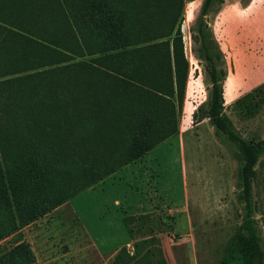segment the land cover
Segmentation results:
<instances>
[{
	"label": "trees",
	"instance_id": "16d2710c",
	"mask_svg": "<svg viewBox=\"0 0 264 264\" xmlns=\"http://www.w3.org/2000/svg\"><path fill=\"white\" fill-rule=\"evenodd\" d=\"M215 1L196 20L209 81L193 123L208 119L236 147L235 264H264L254 199L264 139L225 112ZM183 12L184 0H0V241L178 133L190 71ZM86 56L95 63L78 60ZM36 260L27 241L0 255V264Z\"/></svg>",
	"mask_w": 264,
	"mask_h": 264
},
{
	"label": "rangeland",
	"instance_id": "374dc122",
	"mask_svg": "<svg viewBox=\"0 0 264 264\" xmlns=\"http://www.w3.org/2000/svg\"><path fill=\"white\" fill-rule=\"evenodd\" d=\"M204 1L184 0L182 23L193 73L189 97L196 101L207 92L209 66L199 60L204 51L197 25L191 18L186 22V15L195 12L197 2L203 8ZM208 19L227 55L225 100L240 96L226 103L225 112L246 137L264 139V83L249 91L264 81V0H216ZM78 60L95 63L91 56ZM197 64L204 75V83L198 85ZM191 125L183 127L182 143L178 138L158 144L153 152L158 163L141 174L143 184L138 176L131 181L130 161L1 240L0 255L27 241L36 254L34 264H235L241 211L236 200L237 150L219 140L209 123ZM111 157L103 154L101 159ZM256 168L254 199L264 236V156Z\"/></svg>",
	"mask_w": 264,
	"mask_h": 264
},
{
	"label": "crops",
	"instance_id": "0c3cea01",
	"mask_svg": "<svg viewBox=\"0 0 264 264\" xmlns=\"http://www.w3.org/2000/svg\"><path fill=\"white\" fill-rule=\"evenodd\" d=\"M225 4H226V2H225ZM201 8H202V4L197 2L196 3V7H195V12H191L189 15L188 14L186 15V17H187L186 18V22H188L190 20V18H191V20H192L191 22L192 23H195L196 20H197V18H198V16H199V11H200ZM201 11H202V9H201ZM208 22H209V25L213 29V25H212L211 19H208ZM213 31H214V29H213ZM199 60H203V59L199 58ZM201 66H199L197 64V66L195 67V68H198L199 69V73H198V75L195 78V82L197 83V85L200 84V83H204L203 82L204 75H203V72L201 70ZM192 74H193L192 73V65L190 63V71H189V76H188V81H187L186 94H185V99H184V102H183L181 116H180V119H182V120H181V123H179V131L178 132H180V135H179L180 137H174L175 135L174 136H171V137L167 138L166 140H164L163 142H161L159 145L168 143L171 140H176L177 141L178 138L180 139V142L182 143V134L184 133V128L183 127L188 122H191L192 123L191 127L201 126L202 124L209 123L208 119H204L203 121L199 122L198 124H194L193 123V113L198 108L199 105H201L202 103H204L207 100V98H208V89H207V92H206L205 97H204L203 100L196 101L194 99H190V97H189V88H190V84L192 82ZM263 83H264V81L255 84L249 91H251V90L259 87ZM239 98H240V96H237L236 98H233L232 100H226V103H228V105H230L233 102H235L236 100H238ZM159 145L156 146L155 148H153L152 150H150L143 157L131 161V181H135V179H137V176H138L139 182H141V184L144 183L143 182V177H141L142 176L141 174H143V176H144V173H147L148 172V168H150L151 164L156 165L158 163L159 157L157 155H155V154L153 155V152L156 150V148L159 147ZM132 192L133 191L131 189V194H133ZM99 218L100 217H98V219ZM83 223H85V222H83ZM84 225H85V227L87 229H90L89 226H88V224L85 223ZM194 227H195V225H194ZM111 236H113V235H110V237ZM106 237L108 238L109 236L107 235ZM99 240L102 241L101 239H99ZM126 242L128 244L131 243V236H130L129 239L126 240ZM119 244H121V243H119ZM117 248L118 247L111 248L110 250H108V252H112V251H114ZM98 250H99V253H100L101 252L100 249H98ZM101 255H103V253H101ZM159 264H165V263H159Z\"/></svg>",
	"mask_w": 264,
	"mask_h": 264
}]
</instances>
